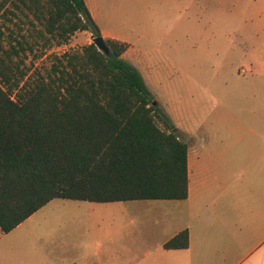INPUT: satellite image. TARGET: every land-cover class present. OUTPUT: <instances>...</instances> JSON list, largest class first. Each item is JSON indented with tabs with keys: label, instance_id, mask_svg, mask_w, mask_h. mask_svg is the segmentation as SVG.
<instances>
[{
	"label": "rangeland",
	"instance_id": "rangeland-1",
	"mask_svg": "<svg viewBox=\"0 0 264 264\" xmlns=\"http://www.w3.org/2000/svg\"><path fill=\"white\" fill-rule=\"evenodd\" d=\"M263 3L98 0L99 28L135 47L124 58L140 71L156 107L189 146V198L179 214L169 212V219L181 216L193 232L201 264H231L241 254L222 259L217 252L227 245L226 177L233 183L228 181V195L237 200L231 201L250 209L248 201L264 181ZM93 41L89 32H76L46 55H29L26 64L31 72H43L54 54L79 51ZM225 157L233 164L227 174ZM172 202L177 201H137L138 209L125 212L127 203L54 199L10 233L0 230V264H38L48 258L65 264L95 249L109 252L104 264H118L113 251L124 246L128 234L148 237L142 226L169 223L165 211L148 213V204ZM126 225L134 233L124 234ZM145 245L142 240L138 248ZM143 258L139 264H148Z\"/></svg>",
	"mask_w": 264,
	"mask_h": 264
},
{
	"label": "trees",
	"instance_id": "trees-1",
	"mask_svg": "<svg viewBox=\"0 0 264 264\" xmlns=\"http://www.w3.org/2000/svg\"><path fill=\"white\" fill-rule=\"evenodd\" d=\"M80 31L102 36L85 0H0L4 234L54 199L189 198V146L153 105L140 71L124 58L129 44L105 39L104 54L93 41L79 51L54 54L43 72L27 66L29 55H46ZM188 246L187 229L164 245Z\"/></svg>",
	"mask_w": 264,
	"mask_h": 264
},
{
	"label": "crops",
	"instance_id": "crops-1",
	"mask_svg": "<svg viewBox=\"0 0 264 264\" xmlns=\"http://www.w3.org/2000/svg\"><path fill=\"white\" fill-rule=\"evenodd\" d=\"M86 5L97 25H100V10L98 5V0H85ZM264 2V0H263ZM28 3V1H27ZM20 7H24L23 4L18 3ZM264 5V3H263ZM7 7L12 8L11 3ZM27 19V18H23ZM28 20H34L33 16L30 15ZM35 21V20H34ZM36 22V21H35ZM101 30V29H100ZM81 32V31H80ZM83 33L85 31H82ZM104 39H115L124 43L129 44L130 47H134L131 43L123 41L119 38L111 36L101 30ZM128 48V50H129ZM135 48V47H134ZM127 50V52H128ZM232 162H229L226 157L223 166L226 170L232 168ZM261 172L262 180H264V167ZM226 177L225 179V211L224 214L228 216V221H226L225 226V240L227 245L218 249L217 252L220 254L222 251V259H226L228 255L230 257L233 255L240 254V257L235 259L231 264H264V181L261 186L255 189V196L248 201L250 208H241L240 204L233 203L237 202L236 198L228 195V191H231L229 184H233L231 179ZM227 180V181H226ZM228 181L229 184H228ZM232 186V185H230ZM236 192V191H235ZM234 192V193H235ZM253 194V193H252ZM251 194V195H252ZM214 194L210 197V201L214 200ZM252 199H255L251 202ZM65 200V199H64ZM239 200V199H238ZM75 201V200H73ZM137 201H159V200H135V201H120V202H110V203H127L126 208L123 209L125 212L130 210L138 209ZM170 201V200H167ZM188 200L172 202L169 204L157 205L148 204V213H156L158 211H165V220L169 221L163 226L148 224V226H142L140 232H148V237H133L134 234H128L125 238V243L122 248H114L113 258L118 264H139L144 262V258L148 259V264H201L199 257V249L197 248V243L194 239V234L189 227L182 225L180 221L182 217L177 216L169 219V212L172 211L177 214L180 213V209H184L185 203ZM229 201V202H228ZM51 202V201H50ZM88 202V201H85ZM95 203V202H90ZM95 204H109V203H95ZM194 207L191 208L193 210ZM183 214V213H182ZM168 216V218H167ZM235 216V218H233ZM130 226H124L123 231L134 233ZM188 230L189 233V246L187 248L180 249H166L164 245L172 239L174 236L179 234L184 230ZM138 232L136 230L135 234ZM126 234V232L124 233ZM125 236V235H124ZM146 241L148 244L140 249L138 244L141 241ZM137 243V244H134ZM143 244V242H142ZM221 250V251H220ZM109 255V252H100L97 249L89 257L83 258L82 256L74 257L70 259L65 264H104L105 257ZM47 262H38V264H54L51 259H47Z\"/></svg>",
	"mask_w": 264,
	"mask_h": 264
},
{
	"label": "water",
	"instance_id": "water-1",
	"mask_svg": "<svg viewBox=\"0 0 264 264\" xmlns=\"http://www.w3.org/2000/svg\"><path fill=\"white\" fill-rule=\"evenodd\" d=\"M94 43L97 46V48L103 52L104 54H109V48L106 45L104 37H97L94 39ZM156 100L153 101V105L156 106Z\"/></svg>",
	"mask_w": 264,
	"mask_h": 264
}]
</instances>
